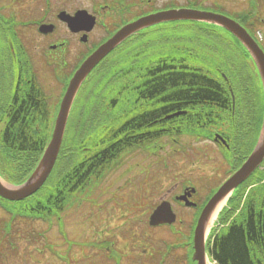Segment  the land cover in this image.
<instances>
[{
	"label": "trees",
	"instance_id": "trees-1",
	"mask_svg": "<svg viewBox=\"0 0 264 264\" xmlns=\"http://www.w3.org/2000/svg\"><path fill=\"white\" fill-rule=\"evenodd\" d=\"M187 5L199 6L200 2L192 0ZM248 15L246 14L242 19H248L250 17H247ZM189 25L196 29H191V35L187 36L188 44L185 49L183 45L181 46L185 51L183 62L178 66L169 65L168 69H173L169 72V80L166 76L168 66L164 56L159 54L152 59L147 49L138 52L135 49L133 51L135 54H127L122 62L112 64L107 71L101 73L103 77L100 82H91L88 89L90 107L98 106L102 99L113 96L125 82L113 105L121 100L119 105L124 101L121 106H126L128 109L131 103L135 102L136 108L127 115L120 126L116 127L112 123L122 120L121 112H115L111 118L109 111H106V116L101 113L100 117L88 114L90 118L88 122L91 123L88 129L90 135L77 146L83 144L81 147L88 146L98 151L91 158L88 172L84 163L78 164L70 174L65 175V172L61 174L58 179L59 186H82L91 178L89 174L99 170L98 160L108 161L126 147L155 139L156 136L151 135V137L146 133V127L139 126V123H154L151 128L154 133L161 130V125L164 123L162 117L166 113V109L165 112L163 109L167 107L165 101L168 100L166 90H170V97L184 99L181 106L186 109L191 108L193 112L198 105L197 100L200 99L203 107L206 108H203V111H209L207 118H211L214 114L212 104L220 106L221 113L213 120L222 122L221 117H226L234 136L236 133L244 139L248 134L251 136L253 131L259 133L263 117V92L247 51L235 37L229 35L227 31L224 33L221 28L207 23L195 22ZM147 42L143 41L142 45ZM210 55L216 60L214 64L210 61L208 64L202 63L201 68H197L191 63L197 57L209 59ZM135 56L141 61L140 63L135 64L132 61ZM211 66L218 70L219 77L216 80L210 75ZM133 72L134 75L129 78L128 74ZM221 72H225L228 76L229 85L235 94L234 115L232 95L230 89L221 83V80H224ZM43 109L44 107L41 108L40 113L35 112L33 115V118H40L43 127L15 130L17 136L21 135L22 141L19 140V144L9 147L23 150L30 156L42 152L50 133V115ZM82 116L86 115H77L79 118ZM189 116L190 118L185 121L186 125L191 124L194 115ZM25 117L30 120V115L26 114ZM30 122H35V119H31ZM16 135H13L15 140H17ZM77 143L75 142L74 145L76 146ZM66 161L65 157L61 159V162ZM34 164L33 160L31 167ZM5 170L10 173L12 164H8ZM29 170L25 171V177ZM263 179L264 173L256 180L252 179L254 184H258L250 185L247 182L243 185L229 199L228 206L221 212L219 224L223 226L219 231L214 229L210 241V254L218 264H264ZM52 183L53 179H50L48 188ZM44 192L40 194L43 205L41 208L50 212V205L54 203L51 200V190L47 189Z\"/></svg>",
	"mask_w": 264,
	"mask_h": 264
},
{
	"label": "flooded vegetation",
	"instance_id": "flooded-vegetation-1",
	"mask_svg": "<svg viewBox=\"0 0 264 264\" xmlns=\"http://www.w3.org/2000/svg\"><path fill=\"white\" fill-rule=\"evenodd\" d=\"M179 2V0H10L8 8L5 4L0 5V162L5 160H13L15 156L18 159H23L26 153L23 150H18L9 147V145L19 144L22 137L16 135L15 130L21 128H42V122L39 117L33 118L34 113H40L44 107V112L48 114H56L61 102V99L67 89V86L74 75L75 71L83 63V61L96 50L103 42L109 39L116 31L122 28L125 24L138 19L139 17L169 9L172 7L185 6L187 0ZM214 4L223 6L222 2L229 0H212ZM264 2V0H243ZM56 2V3H55ZM18 3V4H17ZM220 10H224L221 7ZM7 8V10H6ZM161 24L152 26L146 29H160ZM135 36L128 38L126 41L131 42ZM180 51V49H177ZM116 54L112 51L110 55ZM104 58L101 63L90 74L94 75L95 71L108 61ZM167 69L169 65H180L182 58L168 57L166 60ZM173 69H168L166 74L169 80V72ZM87 76L82 83L79 92L73 102L68 129H74L78 124L86 122V116L72 120L74 114H88L90 111L88 89L89 78ZM176 75V73L174 74ZM58 88V90H56ZM57 91V92H56ZM168 100L165 101L163 111L162 130L166 129V135L170 136V132L175 133L170 136L174 141L176 131L183 126L184 121L181 120L188 112L181 106L184 99L181 97L175 98L170 95V90H166ZM116 102L114 106L118 105ZM194 110L195 123L200 128L203 125L202 103L197 100ZM114 109V107H109ZM127 107H125L126 109ZM35 119V122H30ZM151 114V113H149ZM28 121V123H25ZM161 123V122H160ZM152 122L139 123V126H145L150 130L148 134L151 136L153 132ZM27 125V126H26ZM14 130V131H13ZM228 123H220L214 130L221 147L228 145L230 137ZM12 132V133H11ZM13 135H16L15 140ZM10 136V137H9ZM226 140V143L223 142ZM8 146V148H5ZM91 161L85 164V169L88 172ZM194 187L191 184H184L179 192L174 195H185L191 202V206L185 205L182 200H177L178 206H184L191 210V221L187 223L189 229L184 230L186 225L185 220L178 213V206L173 205V209L177 214V245L172 252H167V243L165 251L159 253L166 258L171 259L170 264H186L185 255L191 247L190 237L199 213L205 203L208 201L212 193H206L197 189L195 193L188 192ZM90 186H55L54 187V203L52 207L51 222L55 225L61 223L63 226V217L69 208L74 207L76 210L85 208L91 200L97 201L101 198L90 197ZM209 190V188H208ZM207 190V191H208ZM211 191V190H210ZM172 194V193H171ZM170 194V195H171ZM112 199V198H111ZM127 201L125 202V204ZM99 211L105 206L97 204ZM61 208V209H59ZM127 208V207H125ZM123 208V217H133L136 212V203L131 200L129 210ZM36 209V210H35ZM34 212L39 211L38 204L35 206ZM180 209V208H179ZM129 212H128V211ZM90 214V213H89ZM88 214V215H89ZM54 215V216H53ZM39 216V215H38ZM40 221V218H36ZM136 221V220H133ZM187 221V220H186ZM176 223V224H177ZM175 224V225H176ZM167 225H162L166 227ZM61 234L67 239L65 230L62 228ZM99 247L107 253L110 259H116V264L120 262L119 251L121 247L116 242H110V239L100 240ZM70 249L68 243L67 250ZM172 255V256H171ZM67 257V253H64Z\"/></svg>",
	"mask_w": 264,
	"mask_h": 264
},
{
	"label": "rangeland",
	"instance_id": "rangeland-1",
	"mask_svg": "<svg viewBox=\"0 0 264 264\" xmlns=\"http://www.w3.org/2000/svg\"><path fill=\"white\" fill-rule=\"evenodd\" d=\"M202 1L207 5L214 4L212 0ZM9 2L10 0H0V5L5 4L8 8ZM179 2L184 1L179 0ZM222 3L229 10L226 12L237 20H239L238 16L233 13H245L255 7L251 2L243 0H229ZM257 5L264 14V3ZM254 14L258 16V13ZM183 22L175 23L177 25L173 26L162 25L160 29L164 30L159 37L154 36L155 32H150L145 37L140 36L134 40L132 46L137 52L147 49L148 53L163 51V54L168 56L181 55L184 52L177 49L164 51L165 45L167 47L173 45L170 42H161L160 46H156L147 41L169 35L177 38V42L181 45H187V36L191 35V29L196 28H192L188 22ZM253 23L257 22L253 20ZM255 29L264 31V25L257 24ZM143 41L147 42L144 46ZM260 45L264 48V43ZM157 47L160 48L159 51ZM209 60L215 62L211 55ZM84 128L76 127L74 135L77 136L72 135L68 138L72 140V144L69 142L64 149L69 161H73L72 165L89 154L87 147L79 149L74 145L75 142L81 143L90 135L83 131L82 139L79 138L81 135L79 130H86ZM146 145L142 149H134L120 155L112 162L103 178L98 183L93 182L94 187L90 186V197L101 196L95 205L99 203L105 208L98 211V207L88 203L85 207L88 208L84 210L88 213H83V209L77 211V204L67 210L62 223L67 239L72 242L68 250L69 242L65 241L60 233L62 229L60 225H52L49 220L27 221L16 217L13 220L11 215L0 207V264H116V259H110L107 253L96 245L101 239H110V242L115 241L119 244L121 247L119 264H159L160 251H165V244L175 241L176 236L171 235L173 231L170 227L149 226L151 207L162 199L170 200V194L177 193L181 184L187 180L206 193L215 190L227 176L230 166L227 158L215 144L197 139L195 133L190 136L180 135L176 142L163 137L155 143ZM33 160L34 155L28 158L25 155L23 159L15 156L12 160L15 169L11 174L15 182L21 181L20 178L25 175L27 169H30ZM131 200L136 203L135 215L131 219L130 214L124 218L122 209L127 207L125 209L129 210ZM178 207L180 208L177 209L178 213L186 223L184 230L189 229L187 223L191 221V210L184 206ZM5 225L10 231L5 232L3 228ZM48 243L54 246L50 250ZM59 247L61 253H67V259H60L61 257L54 255L53 250H59ZM172 251L177 253L174 249L170 252ZM170 262L171 259L166 258L163 264Z\"/></svg>",
	"mask_w": 264,
	"mask_h": 264
},
{
	"label": "water",
	"instance_id": "water-1",
	"mask_svg": "<svg viewBox=\"0 0 264 264\" xmlns=\"http://www.w3.org/2000/svg\"><path fill=\"white\" fill-rule=\"evenodd\" d=\"M179 20L201 21L219 25L231 32L247 49L253 58L258 70L263 92H264V51L252 38L249 32L235 19L213 11L194 8L169 9L143 16L120 29L113 37L102 44L91 54L75 72L71 79L65 96L62 100L52 137L45 149V152L30 177L18 186L6 185L0 178V195L9 200H21L33 194L41 188L49 177L57 160L63 142L69 112L77 94V91L89 72L115 47L131 35L143 30L146 27ZM264 160V115L258 140L242 166L226 180L222 186L210 198L203 208L195 231H194V253L193 259L197 264H207L206 260V238L209 230V223L218 207L224 203L235 189L246 181ZM182 199L184 197H181ZM176 219L171 209V204L162 202L152 213L150 223H172Z\"/></svg>",
	"mask_w": 264,
	"mask_h": 264
},
{
	"label": "bare ground",
	"instance_id": "bare-ground-1",
	"mask_svg": "<svg viewBox=\"0 0 264 264\" xmlns=\"http://www.w3.org/2000/svg\"><path fill=\"white\" fill-rule=\"evenodd\" d=\"M161 45V42H157L156 43V46H160ZM160 48L157 47V51H159ZM160 54V56H164V58H166V56L163 54V51H160L158 52V55ZM223 205V203L218 207L217 211L221 209V206ZM216 213L213 215V218L211 219L210 223H209V229L213 226L214 222H215V219H216ZM223 226V224H221Z\"/></svg>",
	"mask_w": 264,
	"mask_h": 264
}]
</instances>
